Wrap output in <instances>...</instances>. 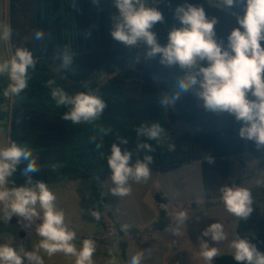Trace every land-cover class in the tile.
I'll return each mask as SVG.
<instances>
[{"label": "clouds", "instance_id": "9594fccd", "mask_svg": "<svg viewBox=\"0 0 264 264\" xmlns=\"http://www.w3.org/2000/svg\"><path fill=\"white\" fill-rule=\"evenodd\" d=\"M100 2L90 0L93 6H99ZM111 2L117 10L111 18V37L129 48L143 45L146 58L158 56L161 65L177 67L182 73L170 93L160 94L158 104L161 109L174 108L182 94L192 92L202 102L205 111L233 116L241 124L238 136L253 141L257 150H264V0H215L218 11L227 12L237 6L242 9V15L235 14L238 27L229 32L226 44L217 38L219 18L209 15L203 3L183 0L173 8L174 23L167 31V42L163 45L158 42L154 29L167 22L164 11L159 7L165 0ZM167 3L171 7L170 0ZM11 37V27L0 26V42L7 44ZM44 38L43 30L36 31L37 41ZM58 58L61 63L57 71L69 70L74 63V53L67 46L60 50ZM36 62L33 52L26 46L17 47L7 58L0 57V78L7 79L2 95L19 97L28 89ZM46 86L56 106L67 109L61 118L74 125L92 126L95 134L89 137V142L95 144L97 150L101 149L103 137L111 129L97 124L107 107L99 89L69 94L57 86L54 78L49 79ZM134 131L137 138L134 150L122 148L121 145H127L129 141L118 138V143L111 144L107 156L113 184L110 191L120 198L131 195L133 182L146 183L151 178L150 165L154 158L149 153L156 149L148 141L159 143L166 134L159 122L141 123ZM167 148L174 151L175 145L168 144ZM134 152L137 158L133 161ZM140 153H144L142 158ZM100 155L103 157L104 153ZM38 159L27 143L9 141L7 145L0 146V213L3 220L8 221L15 215L29 225L36 220L42 221L36 225L35 231L40 239L34 249L29 251L23 245L13 247L11 243H0V264H44L40 252L49 257L56 254L72 257L75 264H95V240L85 238L78 247L76 232L66 223L65 212L56 205V194L43 180H33L32 174L41 170ZM205 159L209 164L214 162L210 155ZM21 165L20 174L25 178V184L17 186L12 178ZM59 166L52 165V169ZM219 191L228 213L242 220L251 216L253 197L249 189L225 185ZM160 208L173 220L165 231L173 236L184 235L185 222L190 218L188 211L169 212L168 205L163 203ZM90 215L96 221L101 218L96 210ZM129 229L127 224L120 227L125 236H128ZM202 237H209L215 246H210ZM198 239L200 257L205 264H213L220 255L216 245L228 240V235L224 226L215 222L204 229ZM229 247L237 264H264V252L247 238L237 236ZM151 255V248L141 249L131 256L128 264H147ZM112 264H116L115 257Z\"/></svg>", "mask_w": 264, "mask_h": 264}, {"label": "trees", "instance_id": "16d2710c", "mask_svg": "<svg viewBox=\"0 0 264 264\" xmlns=\"http://www.w3.org/2000/svg\"><path fill=\"white\" fill-rule=\"evenodd\" d=\"M182 2L170 0V7L165 0L159 5L167 20L154 29L161 45L167 42V31L174 23L173 8ZM189 2L203 3L209 15L219 18L217 38L226 44L229 32L238 27L235 14L242 15V9L237 6L221 12L210 0ZM116 12L111 0H101L99 6H93L90 0H10L12 53L17 47L26 46L37 62L28 89L19 97H13L10 110L0 112V121H9V141L27 143L38 155L41 170L32 174L34 181L43 180L50 185L90 179L97 203L94 210L101 216L97 222L104 227L112 224L123 233L121 225L113 218L103 187L111 176L107 156L111 144L118 143V138L129 141L121 145L122 148L134 150L137 142L134 129L141 123L159 122L166 130L159 143L148 141L156 149L149 153L154 158L151 170L168 173L199 162L207 200L219 199L221 187L233 186L234 158L249 153L261 168L264 150H257L253 141L238 136L241 124L233 116L205 111L192 92L182 94L174 108L161 109L160 94L170 93L182 73L177 67L161 65L158 56L146 58L143 45L129 48L114 40L110 32L111 18ZM38 30L45 32L43 40L35 39ZM65 46L74 53V63L69 70L57 71L61 63L59 52ZM53 78L57 86L69 94L99 89L107 107L97 124L111 129L103 137L101 149L97 150L95 144L89 142V137L95 134L92 126L74 125L61 118L67 109L56 106L46 86ZM6 85L7 79L0 78L1 95ZM168 144H174L175 150L168 151ZM139 155L142 158L144 153ZM208 155L214 160L212 164L205 159ZM136 158L134 152L133 161ZM52 165L60 166L53 170ZM22 168L23 165L12 178L17 186L25 184L20 174ZM155 199L159 214L155 228L165 230L171 222L160 204H168L169 200L162 193H157ZM252 207L247 220L239 218L237 236L249 239L264 252V209L255 201ZM121 246L126 257L127 245L122 243ZM213 264L237 262L232 254H222Z\"/></svg>", "mask_w": 264, "mask_h": 264}, {"label": "rangeland", "instance_id": "374dc122", "mask_svg": "<svg viewBox=\"0 0 264 264\" xmlns=\"http://www.w3.org/2000/svg\"><path fill=\"white\" fill-rule=\"evenodd\" d=\"M10 0H0V26H10ZM12 54L11 40L5 44L0 42V57ZM13 97L0 94V112H7L12 105ZM202 106L201 101H197ZM8 120L0 121V146L9 142ZM235 169L233 186L249 189L253 201L264 209V166L258 168V161L249 153L233 159ZM259 181V184L257 183ZM49 188L56 194V205L65 212L66 223L77 234L75 243L79 247L85 238L95 240L97 250L94 255L95 264H128L131 256L141 249H152V255L147 264H205L200 257L199 246L201 233L210 224L220 222L228 235V240L216 245L220 255L232 254L229 244L237 237L239 218L228 213L221 199L207 200L204 192L201 166L199 162L185 165L172 172L162 173L151 170V178L146 183H132L130 196L113 195L110 177L103 183L105 194L109 200L113 218L120 225H129V234L125 236L117 228L100 225L91 211L97 209L90 179H76L62 183L50 184ZM162 193L168 198L169 212L187 210L190 218L185 222V234L173 236L165 230L155 228L159 219L155 196ZM0 213V243H18L13 247L23 245L26 250H32L39 243L36 225L42 221L36 220L29 225L27 221L13 215L8 221L3 220ZM170 222L173 223L169 215ZM210 246L215 242L209 237H202ZM126 243V257L121 246ZM44 264H75L74 258L63 254L47 256L43 252ZM218 255V256H220Z\"/></svg>", "mask_w": 264, "mask_h": 264}, {"label": "crops", "instance_id": "0c3cea01", "mask_svg": "<svg viewBox=\"0 0 264 264\" xmlns=\"http://www.w3.org/2000/svg\"><path fill=\"white\" fill-rule=\"evenodd\" d=\"M210 2H211L212 4H215V0H210ZM197 101H198V99H197ZM199 106H200V105H199ZM16 243H18V240H17V239H15V240L13 241L12 244H16Z\"/></svg>", "mask_w": 264, "mask_h": 264}]
</instances>
